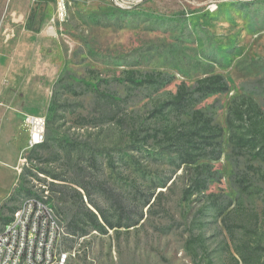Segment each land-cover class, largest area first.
<instances>
[{
    "label": "rangeland",
    "instance_id": "obj_1",
    "mask_svg": "<svg viewBox=\"0 0 264 264\" xmlns=\"http://www.w3.org/2000/svg\"><path fill=\"white\" fill-rule=\"evenodd\" d=\"M130 5L0 0V227L9 208L45 185L65 226L59 245L68 252L64 264H264V163L247 150L240 155L228 150L225 123L226 108L237 95L252 98L264 114V0ZM129 69L161 72L172 80L162 87L135 86L125 80ZM207 72L222 74L229 89L196 104L213 112L224 128L221 157L212 161L205 195L230 204L216 215L205 196L182 200L178 170L171 190L148 212L142 195L156 165L146 168L142 161L143 179V170L125 162L126 155L145 160L128 147L129 133L163 124L151 110L179 83L193 85ZM24 114L46 117L47 145L36 153L25 148ZM158 170L166 177L171 167L160 163ZM76 191L92 211L89 199L113 222L136 219L141 208L143 218L105 232L89 227L81 237L68 224L78 205Z\"/></svg>",
    "mask_w": 264,
    "mask_h": 264
},
{
    "label": "trees",
    "instance_id": "obj_2",
    "mask_svg": "<svg viewBox=\"0 0 264 264\" xmlns=\"http://www.w3.org/2000/svg\"><path fill=\"white\" fill-rule=\"evenodd\" d=\"M125 74V80L135 86L162 87L172 80L171 77L163 78L161 72L142 73L129 69L125 71ZM228 89L229 85L225 77L217 72H207L204 76L196 79L193 85L181 82L167 99L161 101L157 107L151 110V116L157 120L164 118L163 124L152 128L139 127L130 131L131 140L128 147L131 150H137L141 159L145 160L139 161L133 155H126L125 162H129V165L137 171L143 170V162L146 164V168L156 165L155 170L149 172L152 179L149 180L148 192L142 195L141 205L147 207L148 212H152V208L160 197L166 191L171 190L174 184L172 175H175L178 170L181 172L178 177L184 179L180 190L182 200L188 201L192 195L205 196L210 199L216 215H222L230 204L228 202L225 205H220L215 202L217 195L214 193L205 195L208 184L214 175L212 161L221 157L224 128L215 122L213 112L196 107V104L202 99L226 93ZM225 123L228 129V150L229 148L230 150L234 149L239 155L247 150L251 159H258L264 163V114L253 99L243 95L234 96L226 108ZM148 144L150 150L145 152L144 148ZM46 145L47 141L44 140L41 144L33 147L31 152L36 153V150L43 149ZM29 158L32 159V155ZM160 163H166L171 167L170 174L166 177H159ZM108 164L112 166L111 161ZM37 170L49 175L53 180L60 179L59 175L51 174L45 169L37 168ZM24 172L31 174L29 170ZM145 174L143 170L140 178L144 179ZM33 176L36 175L33 174ZM241 179L245 180L244 177ZM260 181L264 183L263 174H260ZM80 186L86 191L85 186ZM158 188L160 189L155 194ZM26 191L32 193L29 189ZM76 194L77 209L68 224L72 232H78L81 237L85 236L89 227L105 232L106 228L115 230L116 228L135 226L143 218L141 208L136 219L123 222L121 216L113 222L107 213L91 199L88 202L96 212L86 205L81 193L76 191ZM152 197L154 200L151 202ZM3 207L2 204L0 209ZM9 210L13 211L12 208ZM238 254L243 261H246L242 249L238 251Z\"/></svg>",
    "mask_w": 264,
    "mask_h": 264
},
{
    "label": "built area",
    "instance_id": "obj_3",
    "mask_svg": "<svg viewBox=\"0 0 264 264\" xmlns=\"http://www.w3.org/2000/svg\"><path fill=\"white\" fill-rule=\"evenodd\" d=\"M115 8L129 9L131 2L140 0H108ZM22 127L27 135L26 149L33 148V139L45 140L46 117L41 114H24ZM25 158L22 159L24 162ZM18 173L19 167L16 166ZM36 201H27V209L11 212V223L0 229V264H64L68 252L59 247L63 223L51 201L45 185H41Z\"/></svg>",
    "mask_w": 264,
    "mask_h": 264
},
{
    "label": "bare ground",
    "instance_id": "obj_4",
    "mask_svg": "<svg viewBox=\"0 0 264 264\" xmlns=\"http://www.w3.org/2000/svg\"><path fill=\"white\" fill-rule=\"evenodd\" d=\"M41 143H42V139H33V147H35ZM24 199H28V201H36V194L27 196ZM19 209H27V201H22L19 204ZM13 211H17V207ZM9 223H11V214L9 216V219L0 227V229L6 228V225H8ZM60 230H65V226L63 225V223H60Z\"/></svg>",
    "mask_w": 264,
    "mask_h": 264
},
{
    "label": "crops",
    "instance_id": "obj_5",
    "mask_svg": "<svg viewBox=\"0 0 264 264\" xmlns=\"http://www.w3.org/2000/svg\"><path fill=\"white\" fill-rule=\"evenodd\" d=\"M22 124V123H21ZM27 136V135H26ZM4 197H5V195H4ZM3 197V198H4ZM3 200V199H2ZM2 200L0 201V206L2 205ZM14 208H12V210H13ZM10 216V215H9ZM9 216L8 217H2V220H3V222H2V225L9 219ZM1 220V219H0ZM1 225V226H2Z\"/></svg>",
    "mask_w": 264,
    "mask_h": 264
}]
</instances>
